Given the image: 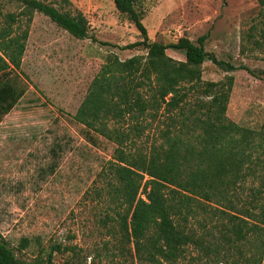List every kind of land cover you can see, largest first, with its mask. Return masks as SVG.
<instances>
[{"label": "trees", "instance_id": "trees-1", "mask_svg": "<svg viewBox=\"0 0 264 264\" xmlns=\"http://www.w3.org/2000/svg\"><path fill=\"white\" fill-rule=\"evenodd\" d=\"M0 1L16 7H0L1 117L25 91L9 73L21 67L36 12L75 38L90 36L87 16L70 0ZM141 1L113 0L141 36L124 48L145 53L126 59L109 54L73 115L88 142L96 145L102 137L117 144L100 173L105 186L96 192L105 191L123 206L116 212L117 229L152 264H182L191 249L198 251L196 260L208 264H261L264 122L256 130L230 119L234 76L205 81L202 64L210 60L226 72L236 66L205 49L206 35L196 42L186 36L170 44L151 40ZM257 2L264 38V0ZM168 47L184 51L185 59L169 56ZM159 113L165 125L161 141L146 150L134 146L145 123ZM128 119L134 121L130 128ZM249 180L254 185H247ZM27 244L24 238L22 246ZM0 264H54L53 250L42 260L27 261L0 238Z\"/></svg>", "mask_w": 264, "mask_h": 264}, {"label": "rangeland", "instance_id": "rangeland-1", "mask_svg": "<svg viewBox=\"0 0 264 264\" xmlns=\"http://www.w3.org/2000/svg\"><path fill=\"white\" fill-rule=\"evenodd\" d=\"M70 1L87 16L90 37L75 38L36 12L21 67L9 73L25 91L0 117V238L27 261L42 260L53 250L54 264H152L118 231L116 212L123 206L105 191L96 192L105 186L100 173L117 144L102 137L96 145L88 142L73 117L109 54L126 59L145 53L124 48L141 36L113 0ZM0 7L16 10L5 1ZM139 9L151 40L170 44L186 36L196 42L206 35L205 49L236 69L226 72L207 60L202 79L218 81L232 74L227 116L239 125L261 128L264 38L257 0H142ZM166 52L185 59L182 50L168 47ZM163 120L159 113L145 123L134 146L146 150L160 142ZM132 124L128 119L125 126ZM247 185L254 184L249 180ZM189 252L182 264H208L193 257L198 251Z\"/></svg>", "mask_w": 264, "mask_h": 264}]
</instances>
